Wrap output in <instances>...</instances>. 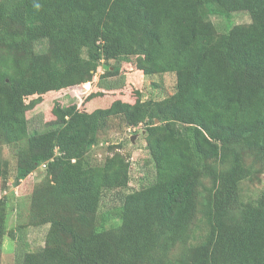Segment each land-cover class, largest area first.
<instances>
[{"label":"trees","instance_id":"16d2710c","mask_svg":"<svg viewBox=\"0 0 264 264\" xmlns=\"http://www.w3.org/2000/svg\"><path fill=\"white\" fill-rule=\"evenodd\" d=\"M238 11L252 21L219 32L210 18ZM123 63L142 82L175 73V92L143 99L137 90L134 101L92 111L56 102L46 128L31 131L28 111L44 94L90 87L103 68L117 75ZM114 118L143 125L153 183L128 191L121 152L91 161ZM0 136L19 157L18 186L41 165L47 175L29 221L49 224L45 245L21 264H264V191L240 198L242 181L257 173L245 152L264 163V0H0ZM108 189L121 201L111 227L97 214ZM7 216L2 197L0 257L12 235ZM196 219L206 228L193 242Z\"/></svg>","mask_w":264,"mask_h":264},{"label":"rangeland","instance_id":"374dc122","mask_svg":"<svg viewBox=\"0 0 264 264\" xmlns=\"http://www.w3.org/2000/svg\"><path fill=\"white\" fill-rule=\"evenodd\" d=\"M227 16V17H226ZM211 14L210 18L216 24L219 32L228 31L235 24L250 23L251 15L246 11L232 12L228 15ZM125 64V65H123ZM121 64L117 75H108L107 69L98 72L96 78L87 87L80 84L74 88H67L56 92H48L43 95V101L28 111L31 131H41L46 128L45 123L53 119L52 108L56 102L62 104L77 103L82 110L92 111L95 107L109 106L114 100L123 98L134 101L137 90H141L143 99H162L176 90L177 78L173 72L154 74L136 80L138 76L135 65ZM102 76L101 80L100 77ZM104 76V78H103ZM113 88L106 94L97 96L100 101H88L87 97L93 89ZM31 97L27 99L29 101ZM93 101V103H92ZM98 102V103H95ZM92 104V105H91ZM143 125L128 126L119 118L110 122V127L100 131V141L89 151L91 161L94 164L102 163L108 156L121 152L130 161L131 180L129 190L140 189L154 182L157 176L156 166L151 159L150 150L145 139ZM246 164H254L257 173L251 178L243 180L240 185V198L246 201L257 197L264 191V163L258 162L255 155L245 152ZM19 157L15 149L0 136V198L6 197L8 201L7 226L11 234H7L3 240L0 264H21L26 252L37 251L45 245L49 224L32 225V194L35 185L47 178L46 169L43 165L31 172L33 177L29 183L22 179L21 184L15 183ZM214 162V160H213ZM211 184V179L205 177L199 187V200H202L205 187ZM99 207L98 219L106 218V226L111 227L119 224L120 219L115 216L112 209L121 204L119 193L116 190H106ZM201 213H197L198 219ZM196 219L194 223L193 242L201 240L200 236L205 233L206 225ZM178 252L177 250L173 251ZM173 256V254H170Z\"/></svg>","mask_w":264,"mask_h":264},{"label":"water","instance_id":"95a60500","mask_svg":"<svg viewBox=\"0 0 264 264\" xmlns=\"http://www.w3.org/2000/svg\"><path fill=\"white\" fill-rule=\"evenodd\" d=\"M156 122L158 123V122H159V120L157 119V120H156Z\"/></svg>","mask_w":264,"mask_h":264}]
</instances>
